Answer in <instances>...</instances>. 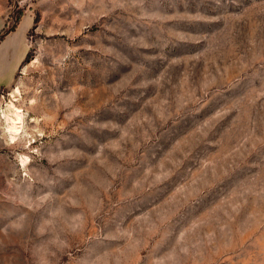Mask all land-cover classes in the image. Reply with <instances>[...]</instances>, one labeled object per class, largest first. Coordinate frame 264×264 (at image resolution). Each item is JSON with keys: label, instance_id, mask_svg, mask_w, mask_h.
Masks as SVG:
<instances>
[{"label": "rangeland", "instance_id": "rangeland-1", "mask_svg": "<svg viewBox=\"0 0 264 264\" xmlns=\"http://www.w3.org/2000/svg\"><path fill=\"white\" fill-rule=\"evenodd\" d=\"M0 264H264V0H0Z\"/></svg>", "mask_w": 264, "mask_h": 264}, {"label": "bare ground", "instance_id": "bare-ground-1", "mask_svg": "<svg viewBox=\"0 0 264 264\" xmlns=\"http://www.w3.org/2000/svg\"><path fill=\"white\" fill-rule=\"evenodd\" d=\"M13 93L19 92V87L13 89ZM5 118V128L7 135L11 140H14L19 134L22 123H23V113L21 109L16 107L12 102L9 103L7 107V113H3Z\"/></svg>", "mask_w": 264, "mask_h": 264}]
</instances>
